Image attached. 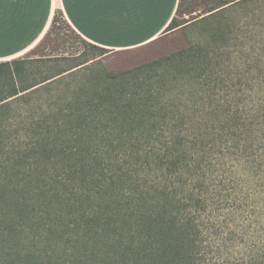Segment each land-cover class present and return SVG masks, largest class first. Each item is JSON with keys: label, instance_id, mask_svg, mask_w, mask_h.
<instances>
[{"label": "trees", "instance_id": "trees-1", "mask_svg": "<svg viewBox=\"0 0 264 264\" xmlns=\"http://www.w3.org/2000/svg\"><path fill=\"white\" fill-rule=\"evenodd\" d=\"M231 41L0 61V264H264V39Z\"/></svg>", "mask_w": 264, "mask_h": 264}, {"label": "rangeland", "instance_id": "rangeland-1", "mask_svg": "<svg viewBox=\"0 0 264 264\" xmlns=\"http://www.w3.org/2000/svg\"><path fill=\"white\" fill-rule=\"evenodd\" d=\"M218 5L222 3L215 0H182L176 15V22L180 24L177 28L164 32L153 41L138 47L118 51L107 50L103 55L89 59L86 63L99 59L104 69L110 73H117L164 58L178 59V52L195 46L204 47L212 53L220 45V40L232 43L231 40L235 36L244 40V48L237 52L238 48H234L237 46L230 45L231 49H234L233 54L242 52L244 55L248 51L256 54L261 40L264 39V0H235L211 10ZM62 19L63 15L62 17L59 15L56 26L60 25L62 29L58 34L51 32L45 38L42 37L31 51L21 57L33 60L51 56L68 57L89 49L83 39ZM223 28L228 33L221 37L222 33L219 30ZM88 54V58L94 56L89 51ZM36 64L32 63L34 66ZM239 68H243L242 64ZM1 84L5 87V82L1 81ZM166 84L168 87L178 88V82L172 83L174 85L171 86L169 81ZM174 88H171V93ZM176 102L178 103V99ZM15 106L13 103L14 108Z\"/></svg>", "mask_w": 264, "mask_h": 264}, {"label": "crops", "instance_id": "crops-1", "mask_svg": "<svg viewBox=\"0 0 264 264\" xmlns=\"http://www.w3.org/2000/svg\"><path fill=\"white\" fill-rule=\"evenodd\" d=\"M179 0H162L146 10L117 14L83 6L79 0H35L25 10L3 7L4 35L0 61L31 51L45 35L56 10L84 40L110 51L126 50L153 41L177 15Z\"/></svg>", "mask_w": 264, "mask_h": 264}, {"label": "snow or ice", "instance_id": "snow-or-ice-1", "mask_svg": "<svg viewBox=\"0 0 264 264\" xmlns=\"http://www.w3.org/2000/svg\"><path fill=\"white\" fill-rule=\"evenodd\" d=\"M9 3L14 9L19 11L30 8L35 0H0V45L3 43L4 19L3 7ZM79 2L89 8L116 10L117 14L128 12L132 14L135 10H146L162 2V0H79ZM235 2V0H234Z\"/></svg>", "mask_w": 264, "mask_h": 264}]
</instances>
